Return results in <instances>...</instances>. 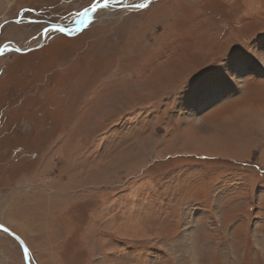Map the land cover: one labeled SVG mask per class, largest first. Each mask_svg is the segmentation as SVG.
I'll list each match as a JSON object with an SVG mask.
<instances>
[{"label":"rangeland","instance_id":"374dc122","mask_svg":"<svg viewBox=\"0 0 264 264\" xmlns=\"http://www.w3.org/2000/svg\"><path fill=\"white\" fill-rule=\"evenodd\" d=\"M96 2L0 0V224L29 264H264V62L195 92L264 0Z\"/></svg>","mask_w":264,"mask_h":264},{"label":"snow or ice","instance_id":"6c2138e0","mask_svg":"<svg viewBox=\"0 0 264 264\" xmlns=\"http://www.w3.org/2000/svg\"><path fill=\"white\" fill-rule=\"evenodd\" d=\"M110 0H103L101 5L99 0L91 5V12H95L98 7L107 8ZM120 2V0H117ZM138 8H143L145 5H136ZM83 17L90 15L89 9H85L83 12L78 13ZM57 31L64 32L65 29H56ZM264 62V48H254L252 45H246L243 48L238 49L232 54L231 59L225 60L221 63V66L216 68L214 72L203 75L195 85V92L198 97H211L220 92L223 87L229 82L232 76L240 75L248 70L252 64L259 65ZM117 133L119 129L115 130ZM113 139H118V136H114ZM0 230L7 235H14L10 232L9 228L0 224ZM23 248V255L25 258L28 257L29 250L24 245V242L19 237H15Z\"/></svg>","mask_w":264,"mask_h":264},{"label":"water","instance_id":"95a60500","mask_svg":"<svg viewBox=\"0 0 264 264\" xmlns=\"http://www.w3.org/2000/svg\"><path fill=\"white\" fill-rule=\"evenodd\" d=\"M101 5L103 4V3H100ZM101 7H98L97 9H100ZM89 11H90V15L93 13V12H91V7L89 8ZM89 15V16H90ZM88 16V17H89ZM87 17V18H88ZM87 21V20H86ZM58 28H60V29H65V28H63V27H59V26H53V27H49V28H47V29H45L44 31H43V36H45V33L47 32V31H49V30H51V29H58ZM81 30V29H80ZM79 31V30H78ZM61 32V31H60ZM62 33H64V34H69V35H73V34H75V32H72V33H68V31H67V29H65V31L64 32H62ZM8 51H16V52H25L24 50H20V49H18V48H13V47H10V46H8V45H6V46H3L2 48H0V55L1 54H4L5 52H8ZM6 227V226H5ZM10 232H12L11 230H10ZM13 233V232H12ZM14 235H12L11 237L13 238V239H15L18 243H19V245L21 246V244H20V242L15 238V237H18L15 233H13ZM10 236V235H9ZM21 240V239H20ZM25 245V244H24ZM29 258L27 257V258H25V263L26 264H29V260H28Z\"/></svg>","mask_w":264,"mask_h":264},{"label":"bare ground","instance_id":"6f19581e","mask_svg":"<svg viewBox=\"0 0 264 264\" xmlns=\"http://www.w3.org/2000/svg\"><path fill=\"white\" fill-rule=\"evenodd\" d=\"M146 4V3H145ZM144 4V5H145ZM102 8V7H101ZM86 20H87V17H83L82 16V18H81V20H80V22H79V24H80V28H78L79 30L83 27V25L85 24V22H86ZM216 100H214V101H211L210 103H209V105H212L213 104V102H215ZM206 108H207V106H206ZM22 238V237H21Z\"/></svg>","mask_w":264,"mask_h":264}]
</instances>
